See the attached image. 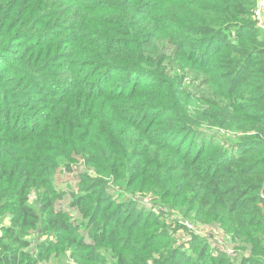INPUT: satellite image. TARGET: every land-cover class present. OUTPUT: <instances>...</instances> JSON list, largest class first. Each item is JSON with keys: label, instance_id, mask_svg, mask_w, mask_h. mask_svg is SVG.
Here are the masks:
<instances>
[{"label": "trees", "instance_id": "16d2710c", "mask_svg": "<svg viewBox=\"0 0 264 264\" xmlns=\"http://www.w3.org/2000/svg\"><path fill=\"white\" fill-rule=\"evenodd\" d=\"M257 1L0 0V264H264ZM64 121L92 126L67 150ZM73 147L96 175L92 206L78 200L91 234L39 180Z\"/></svg>", "mask_w": 264, "mask_h": 264}, {"label": "rangeland", "instance_id": "374dc122", "mask_svg": "<svg viewBox=\"0 0 264 264\" xmlns=\"http://www.w3.org/2000/svg\"><path fill=\"white\" fill-rule=\"evenodd\" d=\"M262 0H258L257 1V5L256 8L258 7V5H260V2ZM255 8V10H256ZM258 20V19H257ZM257 23L259 24V26L261 27L262 33L264 34V11H263V16L261 19H259L257 21ZM27 43V42H25ZM165 44L166 41H162V40H155L153 41L149 47L153 48L155 45L159 48V51H161L163 48H165ZM195 76V72L190 73L188 76L190 78V75ZM86 121H82L79 123H75V129L73 127V125H68L66 123V121L60 123L58 125L59 127V136L63 135V142L65 139V145H63V148H65L67 150V148H70V146L68 145V142L70 139H74L75 143L77 144L78 142H80L82 139L81 137H83V134L85 131H90V129H92V126L87 128L85 127L83 124H85ZM79 126V127H78ZM46 130V129H45ZM53 130L50 128H47L46 132L47 134H54L52 132ZM92 131V130H91ZM92 140L94 142V144H99V138L96 137H92ZM90 145H92V142L90 141V139L88 140V142ZM68 146V147H66ZM95 146V145H94ZM71 155L70 156H64V157H58V162L60 163V165H58L57 169L53 172V176L52 177H46V176H42L39 177V180H47L45 182V186H52L54 192H52V195L54 197V206L56 209L59 210H65V212L70 216L71 220L77 224L80 225L82 223H85V226L82 227L81 230H87L90 234L92 233V227L87 226L88 223V217H84V214L81 212L80 210V206L78 205V200L80 199H86L88 200L89 204L92 206V202H94L96 200V197L99 195V192L93 191L92 190V172L93 169L91 167L88 166V164H86L84 162V158L82 157V155L80 153L77 152V148L73 147L71 149ZM86 174L85 178H83L82 176ZM95 175V174H93ZM96 176V175H95ZM48 178H51L50 180ZM52 180V181H51ZM51 181V183H50ZM35 192V191H34ZM36 193V192H35ZM60 193H62V195H60ZM112 194V195H110ZM95 195V197H94ZM35 196H38V194L36 193ZM105 196L107 197H111L113 196L115 200H119L120 196L117 194L116 191H112V189H109V191H107L105 193ZM39 197V196H38ZM35 197L34 198V194H32L31 197V201L30 204L38 211L41 212L42 208L44 207L42 205V203L40 202L41 198L39 197ZM108 201L105 200V203H107ZM142 213L145 215V217L147 216L148 213L151 212V207L142 209ZM6 212L4 211L1 213L0 215V226H4V225H9V221L6 217ZM67 216V215H66ZM128 222V221H127ZM105 222L103 223V226H105ZM43 222H41L38 226V230L36 235H29L30 240H36V241H40V240H46V238H48V235H44L43 234ZM109 228V225L107 226ZM189 227L193 228V230L201 235V236H206V237H210L212 235H210V233L208 232L210 231H214L215 235L212 236V238L218 242V244L223 248H231L232 247L230 245L227 244V242L225 241V237H224V231L222 229L221 226H211L210 224H198V225H193L192 223H189ZM110 229V228H109ZM39 231V232H38ZM3 234L2 231H0V234ZM85 237L87 238L88 241H91L88 233H84ZM190 233H181L178 234L177 237L179 240H184L187 239L188 236H190ZM183 236V237H182ZM76 261L74 259H72L69 255V251L67 253V255L64 256H54L52 257L46 264H75Z\"/></svg>", "mask_w": 264, "mask_h": 264}, {"label": "built area", "instance_id": "2783aa9c", "mask_svg": "<svg viewBox=\"0 0 264 264\" xmlns=\"http://www.w3.org/2000/svg\"><path fill=\"white\" fill-rule=\"evenodd\" d=\"M263 11H264V0H262L260 2V5H258V7L255 10V15H256V19H261L263 16ZM233 250L230 248L229 252H232Z\"/></svg>", "mask_w": 264, "mask_h": 264}]
</instances>
